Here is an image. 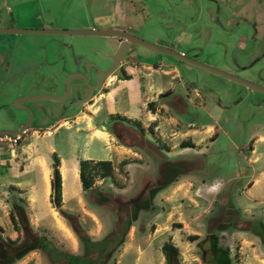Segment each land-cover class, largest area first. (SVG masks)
Here are the masks:
<instances>
[{"label":"rangeland","instance_id":"obj_1","mask_svg":"<svg viewBox=\"0 0 264 264\" xmlns=\"http://www.w3.org/2000/svg\"><path fill=\"white\" fill-rule=\"evenodd\" d=\"M240 16L246 17V20L240 21ZM39 21L50 22L51 27L110 26L125 29L156 44L175 50L182 49L184 53L199 61L253 82H258L264 77V55L256 60L253 57L264 51V46H250L243 35L239 36L244 30L245 34L249 33L253 21L255 27H264V0H0V26L15 23L11 26L33 27L26 24L31 25ZM0 35L58 38L75 46L73 51L64 48L67 56L66 67L57 70L54 81L44 77L24 83L0 84V105L2 101L13 99L17 93H61L67 74L81 68L82 63L77 62L74 56L84 52L90 56L105 54L113 52L117 46L114 36L94 34L0 31ZM48 41L47 45H50V39ZM83 46H89L90 50L84 51ZM3 49L12 53L16 52L18 47L10 43L4 45ZM22 49L25 50L24 47ZM30 49L26 47V52L30 53ZM52 50L51 47L46 49L45 60L55 58ZM132 53H137L139 60L154 63L155 66L158 65L159 58L175 64L182 63L183 66L178 67L179 78L168 79L167 76H160L156 72L150 73L151 69L148 68L142 70L139 76V88L136 96H132L134 99L131 104L127 103L125 90L121 95L118 93L115 97L112 96L111 100L108 96L111 95L113 87L117 86L118 80H115L114 76L111 79L108 77L127 75V65L140 67V61L133 57ZM120 63L117 69L106 76L88 102L72 101L76 92L84 89L81 79L75 75L68 80L64 98L53 100L40 97L28 101L33 115L28 128L38 123V130H44L46 123L51 122L54 125L63 117L69 122L72 113L82 116L89 114L97 125H107L113 134L112 142H131L132 149L140 155L139 158L137 155L134 157L141 162L143 168L137 166L134 179H128L125 165L117 163L111 179L113 185L125 187L124 192L114 194L107 189L108 196L112 198L108 202L113 208L110 210L111 227L107 232L112 230L113 224L114 228L119 225L115 240L121 238L120 245L115 247L107 264H111L112 260L113 264L116 261V264H133L136 243H139L143 251L135 264H158V260L162 262L160 264H164L166 258L161 246L166 241L175 246L176 259L180 264H209L202 259L197 245L207 232H214L217 244L228 248L231 264H240L238 241H232L231 235L218 233L227 226L232 228L238 221V215L231 208L225 207L224 213L220 211L216 202L219 193L211 202L212 196H204L203 190L197 189L201 181L214 185L221 181L223 186L219 191L220 195H229L230 198H227L226 202L230 204L233 188L239 187V184H234L233 187V183L244 181L237 175L238 169L250 168L249 130L255 124H264V94L203 67L185 64L170 55L155 53L141 45L129 46L124 51ZM53 65L55 66H50ZM53 71L56 70L52 68L37 72L32 69L29 72L33 76H47ZM160 84L169 88L157 93V86ZM4 87L8 89L3 95ZM168 91L171 93H167ZM175 94H180L186 102L181 107L170 105L167 101ZM153 98L156 100H151L150 103H154L149 107L154 110H147L144 102ZM111 103L116 104V108L113 107L116 110L128 105L130 114L135 118L124 115L126 118L121 119L117 115L123 114L118 111L110 113L108 109H111ZM65 106L69 108L63 111ZM182 109L186 113H182ZM26 117V109L10 104L3 105L0 109V128H16ZM140 124H148L150 129V132L143 130L148 134L144 149L141 146V131H138L141 129ZM52 125L49 126L51 130L48 134L38 136L36 140L48 139L56 144L60 143L64 147L66 157L77 155L82 143V137L77 134L82 135L83 132L73 133L72 127L64 129L65 125L62 123L54 129ZM128 126L137 130L133 132V136H129L125 131ZM67 131H72L70 138ZM24 135L25 130L17 135L19 141ZM0 139L2 143H7L5 136H0ZM96 143L97 141L93 140L91 145H97ZM184 143H191V147H179ZM243 143H246V146L243 147ZM234 144L242 147L236 148ZM189 154L198 155V158H193L194 160L188 163ZM170 181L172 183L168 184ZM183 185L189 187L185 189ZM209 205L210 208L206 211ZM154 213L156 214L153 219ZM262 216L264 211L257 218ZM221 217L223 219L218 220ZM242 223L244 222H237L238 226H243ZM128 224L134 227L133 238L129 240V245L123 248L122 242L127 238L124 231ZM141 224L146 228L143 233L139 230ZM148 232L150 235L147 237ZM189 235L196 237L190 238Z\"/></svg>","mask_w":264,"mask_h":264},{"label":"crops","instance_id":"obj_2","mask_svg":"<svg viewBox=\"0 0 264 264\" xmlns=\"http://www.w3.org/2000/svg\"><path fill=\"white\" fill-rule=\"evenodd\" d=\"M26 25L51 27L52 24L39 21V23ZM113 39L117 43V37L114 36ZM176 50L183 51L182 49ZM139 61V68L134 65L125 67L127 75L121 77L110 75L108 77L111 79L114 76V79L118 80L117 86L113 87L108 98L112 100V96L115 97L118 93L122 94L125 90L124 95L129 105L134 99L132 96L135 97L136 91H138L139 76L142 70L149 68L151 69L150 73L156 72L160 76H167L168 79H178V67L183 66L182 63L175 64L162 58H159L158 65L154 67H151L150 62H145L143 59ZM166 88L160 84L157 86V93H161ZM114 104L111 103V109H108L110 113L118 111L126 117L135 118L130 114L128 105L116 110L113 109L114 106L116 108V104ZM72 114L69 122H67V118L63 117L54 125L51 122L46 123L44 130H38V123L27 127L21 141L18 138L15 143L9 142L8 139H6V144L0 141V264H107L112 257V252L116 249L115 247L120 245L121 238L115 240L119 233V225L114 228L113 224L112 230L107 232L111 227L110 210H113L108 202L111 198L108 194L109 192L122 194L126 188L122 185L118 186V184L113 185L111 178L106 176L95 178L91 186L82 188L78 174V159H109L113 166V174L117 163L121 159H126L127 162L124 164L126 174L131 180L135 178L137 166L143 168L141 162L134 157L138 153L132 149L133 143L131 142L122 140L112 142L111 130L107 128L106 124L97 125L91 115ZM60 123L65 125L64 129L72 127L73 133L83 132L82 135L77 134L82 137L81 146L78 148L80 151L77 155L71 154L66 157L64 147L60 143L56 144L48 139L36 140L38 136L50 132V125L54 129ZM130 130L132 133L137 131L130 126L125 131L129 133ZM249 131L251 132L248 136V148L251 153L250 168L249 170L238 169L239 178H243L244 181L233 183V187L234 184H239V187L233 188L234 193L231 196L230 204L226 202L227 198H230L229 195L225 193L220 195L219 191L223 186L221 181L216 185L201 181L197 190H203L204 196H212L211 202L219 193L216 202L220 211L224 213L225 207L231 208L238 215L237 222H244L243 226H238L235 222L232 228L227 226L218 232L231 235L232 241H238L237 250L240 264H264V216L257 218L264 211V124H255ZM71 132L67 131L69 138L73 135ZM93 140L97 141V145H91ZM234 146L242 147L238 144H234ZM244 146L246 143H243ZM53 153L58 157L60 174L59 206H55L50 201ZM137 156L139 158L140 155ZM245 175L246 177H244ZM170 183L172 181L168 184ZM186 187L189 186H184L185 189ZM209 208L210 205L206 211ZM60 209L66 211L68 216L62 214ZM10 211L18 219L19 228L17 229L12 225ZM155 214H153V219ZM222 219L223 217L218 218V220ZM133 228L132 224L127 225L124 231V236L126 235L127 238L126 240H124V236L122 238V241L124 240L123 248L128 246L129 240L133 238ZM77 230L85 235V244L79 239ZM139 230L140 233H143L146 228L141 224ZM149 235L148 232L146 236ZM29 239L39 241L40 244L29 247L23 254L14 257L15 250L11 251L8 247L23 240L29 241ZM135 247L136 254L133 264L136 263L139 254L143 251L139 243H136ZM160 263L162 262L158 260V264ZM111 264H113V260Z\"/></svg>","mask_w":264,"mask_h":264},{"label":"flooded vegetation","instance_id":"obj_3","mask_svg":"<svg viewBox=\"0 0 264 264\" xmlns=\"http://www.w3.org/2000/svg\"><path fill=\"white\" fill-rule=\"evenodd\" d=\"M21 1L26 2L29 0H21ZM34 1H37V0H34ZM230 15H231V13H230ZM239 20L244 21V20H246V17L240 16ZM254 24L255 23L253 21L251 24L252 27L249 29L248 34H245V30H244V31H242L244 33H240L239 36L243 35V38L247 39V41L250 43V46L254 45L255 47H257L260 45L261 47H263L264 46V43H263L264 42V27L257 28L254 26ZM49 39H50L51 43H50V45H47L49 42L48 41ZM119 40H120V38L117 37L116 45L118 44ZM10 43L15 44V46L18 47V50L16 52H12V53L5 52V50L3 49V46L6 44L9 45ZM243 45H244V43H243ZM0 47H1L0 48V84L8 85V84L16 83V82H19V83L29 82L33 79H41L44 77L50 79L51 81H54L56 76H57V74H56L57 70H61L62 68L66 67L65 62L67 60V56H66V52L64 51V48H68V50L70 49L73 51L75 46L71 42H65L63 40H59L58 38H48V39L47 38H39V37H32V38L26 37V38H24V37H20V36L17 37V36H12V35H7V36L0 35ZM22 47H24L25 50L22 49ZM26 47L31 48L30 53L26 52ZM48 47H51L53 49L52 51H53L54 56H55V58L53 60H45L44 59V58H46L45 57L46 55H44V53L46 52V49ZM83 48H84V51L90 50L89 46H87V47L84 46ZM110 53L111 52H108L105 54L99 53L98 55H93V56H90L85 52L83 54L82 53L77 54V55L75 54L77 57L74 56L73 58L76 59L77 62L82 63L81 68H79V70L76 72H81L83 75V78L79 77V76L78 77L81 79V81L84 85V89L81 92H79V91L76 92L75 99L74 98L72 99V101L74 103H77L80 98H82L83 96H85L87 94L88 89L91 87V85L96 84L97 81H100V85L103 83L106 76L99 78L101 75L100 72H102L104 69H106L111 64V59H109V58L102 59L101 56H106ZM131 55L133 57H135L136 59L139 58L138 57L139 55L137 53H132ZM263 55H264V51H260L258 54H255L253 56L254 60L258 59L259 57H261ZM102 60H103V63H102ZM52 64H55V66L54 65L50 66ZM150 64H151V67L155 66L154 63L150 62ZM119 65H121L120 61H119V64L117 65V67L115 69H117ZM52 68L55 69L56 71L51 72L47 76L40 75V74L33 76L32 73L29 72L32 69H35L37 72H40V71H48V70H51ZM66 72L68 73V70ZM86 80H87V82H86ZM258 83L264 85V77L260 81H258ZM99 86L94 87L92 89V92H91V94H90V96L86 102H88L92 98V95L94 94L95 90H97L99 88ZM168 88L169 87H167L165 90H167ZM7 89H8L7 87H4V89L2 91L3 95L6 93L5 91ZM64 90H65V86H64L63 91L59 94H63ZM66 93H67V91H66ZM66 93H65V95H66ZM167 93H171V91H168ZM261 93H263V92H261ZM59 94H56V95H59ZM178 95L179 94H175L173 97H171L169 99L170 101L167 100L168 102H170V105H174L176 107L177 106L181 107L184 103H186L185 101H183L182 98L178 97ZM23 96H27V95H24V93L15 94L14 98L17 97L20 100L17 102L18 106H14V105H12V106L17 107V108L26 109L27 114H28V109H30L28 107V101L29 100H23L21 98ZM157 96L158 95H156V97ZM172 98H174V99H172ZM13 99L10 98L7 101H2V103H1L2 105H0V109L3 107V105H9V104L11 105V102ZM151 100L154 101V100H156V98H153L150 100L148 99L145 102V108L147 110H149V108H150L151 111H153L154 109L152 107H149V106H152V104L154 103L152 101V103L149 104ZM175 100H177V102L174 103ZM70 105L71 104H69L68 106L70 107ZM69 107H66V106L63 107V111H65ZM182 113H186V111L184 109H182ZM10 117H12V115ZM154 119H155V117H154ZM139 127L141 128L138 130L139 132L141 131L140 132L141 133L140 137H141V141H142L141 146L144 149L146 136L148 134H147V132L145 133V131H143V130L150 132V129H149L148 124L146 126H143L140 124ZM127 134L129 136H133V133L131 132V130ZM179 147H191V143L181 144V145H179ZM160 156H157V157L160 158ZM164 156H165V154H164ZM197 156L198 155L189 154L190 160L188 163H191L194 160L193 158H198ZM185 162H187L186 159H185ZM139 191H141V189L138 190V192ZM139 228H140V226H139ZM206 234L204 235V237L202 239H200L199 242L197 241L198 242L197 245L200 249V255L204 259H205V255L208 252H210L211 250L216 251L218 249L217 246L212 245V243L210 242V238H208V236Z\"/></svg>","mask_w":264,"mask_h":264},{"label":"water","instance_id":"obj_4","mask_svg":"<svg viewBox=\"0 0 264 264\" xmlns=\"http://www.w3.org/2000/svg\"><path fill=\"white\" fill-rule=\"evenodd\" d=\"M0 31H7V32H25V33H82V34H94V35H101V36H116L119 37L120 40L113 52L106 56H101L102 59L109 58L111 59V64L104 69L100 75L99 78L103 76L109 75L119 64V61L121 60L124 51L130 46V45H141L145 47L146 49L153 51L155 53H160V54H166L170 55L174 59L182 60L187 63L197 65L200 67H203L207 70H210L218 75L224 76L226 78H229L231 80L237 81L239 83H242L246 85L247 87L263 92L264 93V85L258 83V82H253L251 80H248L244 77H241L239 75H236L230 71L224 70L217 68L211 64L204 63L202 61H199L195 59L193 56H189L185 54L183 51H178L175 49H172L167 46L159 45L156 44L152 41L143 39L132 32L125 30V29H120L116 27H110V26H104V27H99V28H65V27H23V26H0ZM84 47V46H83ZM101 61V60H100ZM103 63V60H102ZM79 76L83 78V75L81 72H69L66 76L65 80V90L63 94L59 95H53L49 93H37L33 95H27L21 97L23 100H32L40 97H46L49 99L53 100H60L65 97V93L68 89V80L72 76ZM85 79V78H84ZM87 82V80H86ZM100 85V81H97L96 84L91 85V87L88 89V92L85 96L80 98L78 102H86L87 99L89 98L92 89L94 87H97ZM19 98H14L11 102V105L18 106V101ZM32 111L28 109V114L26 119L16 128H0V136H9V135H19L21 132H23L31 123L32 121Z\"/></svg>","mask_w":264,"mask_h":264},{"label":"trees","instance_id":"obj_5","mask_svg":"<svg viewBox=\"0 0 264 264\" xmlns=\"http://www.w3.org/2000/svg\"><path fill=\"white\" fill-rule=\"evenodd\" d=\"M151 104V103H149ZM116 115V114H115ZM117 117L121 119H125L124 115L118 114ZM185 144V143H184ZM127 162L126 159H121L118 162V165H123ZM78 174L81 182L82 188H88L92 185L94 179L96 177H110L113 176V166L109 159H92V158H79L78 159ZM113 179V178H112ZM111 179V181H113ZM50 201L55 205L59 206L60 204V174L58 170V157L55 153L52 154L51 161V175H50ZM60 212L67 215V212L60 209ZM10 219L12 221V225L14 228H19V223L17 217H15L13 212H9ZM79 239L85 244L86 237L79 230L76 231ZM208 238H210V242L212 245L218 247L216 251L211 250L205 255V260L209 264H231V259L228 256V248L223 247L216 242V235L214 232H208L206 234ZM27 236V235H26ZM190 238H195L196 235H189ZM39 241L35 240H23L20 243L9 246L8 248L15 250L13 256L17 257L23 254L29 247H34L39 245ZM162 253L165 255L166 260H164V264H180L176 259V249L173 243L170 241H166L161 246ZM204 259V258H202ZM197 264V263H191Z\"/></svg>","mask_w":264,"mask_h":264},{"label":"built area","instance_id":"obj_6","mask_svg":"<svg viewBox=\"0 0 264 264\" xmlns=\"http://www.w3.org/2000/svg\"><path fill=\"white\" fill-rule=\"evenodd\" d=\"M5 138H7L11 143H15L17 141V135H9L5 136Z\"/></svg>","mask_w":264,"mask_h":264}]
</instances>
